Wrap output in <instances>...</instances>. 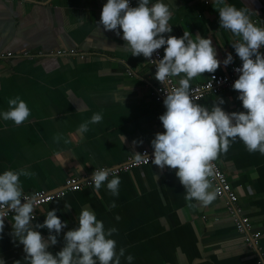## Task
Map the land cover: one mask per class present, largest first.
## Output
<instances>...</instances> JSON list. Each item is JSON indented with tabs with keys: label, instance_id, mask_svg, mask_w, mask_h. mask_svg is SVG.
<instances>
[{
	"label": "crops",
	"instance_id": "1",
	"mask_svg": "<svg viewBox=\"0 0 264 264\" xmlns=\"http://www.w3.org/2000/svg\"><path fill=\"white\" fill-rule=\"evenodd\" d=\"M164 2L172 11V32L166 37L189 31L193 38L197 34L211 38L221 61L231 52L233 62L221 64L215 73H225L241 62L231 44L239 37L220 27L216 0ZM226 2L247 9L250 19L264 27V0ZM104 3L0 0V111H7L8 100L14 97L25 100L31 110L21 124L0 119V172H29L20 177L24 192L53 189L69 177L120 165L142 149H152L155 134L165 131L159 116L166 109L155 94V71L142 54L133 56L130 48L122 47L126 43L122 30L117 35L99 25ZM8 52L13 55L7 56ZM211 74L194 77L191 87ZM178 79L174 77L177 86ZM217 97L224 98L222 107L228 112L246 111L232 86L207 93L196 102L211 107ZM95 112L102 113V120L90 123L81 136L80 124ZM216 160L253 230L262 233L257 248L248 246L236 229L224 198L216 196L206 206L186 200L176 169L152 162L115 174L120 177L118 195L113 196L106 186L96 190L94 185L69 191L39 207L33 224L42 223L53 208L68 221L58 243L49 248L55 254L63 247V233L78 226L81 209L91 206L106 229H117L112 238L117 249H125L121 264H129V254L134 257L131 264H257L264 254V154L249 152L237 139ZM113 201L115 207H110ZM11 219L5 221L0 258L5 264H29L23 245L10 235ZM39 231L47 237L46 227Z\"/></svg>",
	"mask_w": 264,
	"mask_h": 264
},
{
	"label": "clouds",
	"instance_id": "2",
	"mask_svg": "<svg viewBox=\"0 0 264 264\" xmlns=\"http://www.w3.org/2000/svg\"><path fill=\"white\" fill-rule=\"evenodd\" d=\"M219 7L220 27L239 37L232 47L242 64L234 71L239 76L232 84L238 90V99L246 111H226L223 97H217L211 107L196 102L191 81L204 72L215 73L223 64L229 65L234 57L226 53L221 61L212 39L184 31L182 36L164 35L172 32L169 23L172 11L164 0H106L102 6L99 25L104 30H113L126 42L122 47L131 49L133 56L151 58L155 50L164 47V55L153 60L155 78L167 83L170 77H179L178 86L169 88L163 99L165 111L159 116L163 132H157L150 141L153 149L152 163L164 168L176 169V177L186 189L185 199L196 200L202 206L210 204L217 196L211 190L214 176L212 161L237 139L249 152L264 154V27L255 24L245 8H237L226 0H216ZM159 55V53H157ZM183 74V75H181ZM213 79L215 77L213 76ZM9 109L0 111V119L21 124L30 116L27 102L20 97L8 100ZM87 111V108L80 109ZM101 112H95L80 124L81 136L88 131L90 123L102 120ZM124 137V136H123ZM125 140V137H124ZM135 143V141H134ZM142 143V141H139ZM137 158H147V153H136ZM107 167L94 169L91 181L96 190L106 186L113 196L119 194L120 177L112 175ZM30 175L25 169L0 172V239L3 238L5 218L11 214L14 242L23 245L25 259L29 264H121L125 254L123 247L117 249L112 238L116 228H105L91 206L81 209L78 226L63 233V247L53 254L50 246L58 243L61 231L68 221L62 220L57 209L47 210L42 223H35V197L25 195L20 177ZM257 175V173H253ZM66 208H71L67 204ZM110 207H115L113 201ZM48 229L42 235L39 229ZM134 257L126 260L131 264ZM0 264L5 260L0 258Z\"/></svg>",
	"mask_w": 264,
	"mask_h": 264
},
{
	"label": "built area",
	"instance_id": "3",
	"mask_svg": "<svg viewBox=\"0 0 264 264\" xmlns=\"http://www.w3.org/2000/svg\"><path fill=\"white\" fill-rule=\"evenodd\" d=\"M131 6H136L135 0H130ZM63 51H58L59 54H61ZM73 54L77 53V50L73 49L71 50ZM264 52V49L263 51ZM159 53V55H157ZM13 55L12 52H8L7 56ZM164 55L163 51L160 49L155 50L153 53V56L151 58H147L146 60L151 66V68L156 71V67L153 60L158 61L162 56ZM80 57L84 58L85 55H79ZM242 62L235 63L231 65V67L227 70L225 73H213L211 74L204 82L194 85L191 87L192 94L196 98V100L204 97L207 93L213 92V91H219L221 89H224L226 87L232 86L235 79L238 78L239 73L234 71L236 67L241 66ZM131 72V71H130ZM213 76L215 79H213ZM177 87V84L175 83L174 77H170L167 81V83L159 82L156 87L155 94L160 98L164 99L166 95V91H168L169 88ZM147 153L148 159L145 158H137L130 157L126 162L112 167H107L112 169V174H119L122 171L130 170L133 167L140 166L143 164H147L152 162V153L153 149H147L144 148L140 151V153ZM212 167L214 169V176L211 179V184L213 185L214 189L217 190V196L222 197L226 200L227 208L229 213L232 215L236 229L244 234V239L248 246L254 248L258 247L259 239L261 238V231L253 230L251 219L249 216L245 215L243 213V209L239 204V198L238 194L233 188L225 170L219 165L218 161L215 159L211 162ZM102 168V167H99ZM91 175H79V176H72L69 177L66 182L58 187H55L53 189H41L36 190L33 192H24L25 195L29 197H35V205H34V212L35 217L37 216L38 209L42 205L52 202L54 200H58L63 198L69 191H74L78 189H82L88 186H93V182L91 181ZM11 217V214L8 218H5V221L8 220ZM257 264H264V254H260L257 259Z\"/></svg>",
	"mask_w": 264,
	"mask_h": 264
}]
</instances>
